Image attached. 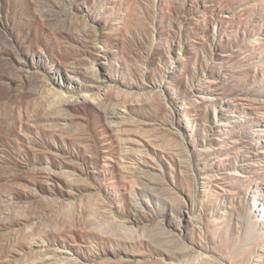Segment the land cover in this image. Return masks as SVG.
Returning <instances> with one entry per match:
<instances>
[{"label":"rangeland","instance_id":"374dc122","mask_svg":"<svg viewBox=\"0 0 264 264\" xmlns=\"http://www.w3.org/2000/svg\"><path fill=\"white\" fill-rule=\"evenodd\" d=\"M0 264H264V0H0Z\"/></svg>","mask_w":264,"mask_h":264},{"label":"bare ground","instance_id":"6f19581e","mask_svg":"<svg viewBox=\"0 0 264 264\" xmlns=\"http://www.w3.org/2000/svg\"><path fill=\"white\" fill-rule=\"evenodd\" d=\"M198 260V259H197Z\"/></svg>","mask_w":264,"mask_h":264}]
</instances>
